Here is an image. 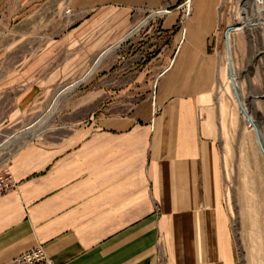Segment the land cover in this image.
<instances>
[{
    "label": "crops",
    "instance_id": "crops-1",
    "mask_svg": "<svg viewBox=\"0 0 264 264\" xmlns=\"http://www.w3.org/2000/svg\"><path fill=\"white\" fill-rule=\"evenodd\" d=\"M163 2L180 0H70L65 15L62 0H0V34L18 56L0 71V132L54 87L98 82L87 75L93 61L134 36L142 8ZM192 6L184 33L105 69L112 80L86 126L40 131L0 164L15 183L0 197V264L38 245L51 264L239 263L213 125L229 23L219 0Z\"/></svg>",
    "mask_w": 264,
    "mask_h": 264
},
{
    "label": "rangeland",
    "instance_id": "rangeland-1",
    "mask_svg": "<svg viewBox=\"0 0 264 264\" xmlns=\"http://www.w3.org/2000/svg\"><path fill=\"white\" fill-rule=\"evenodd\" d=\"M260 1L219 0L218 10L224 23H229L228 27H234V25L237 27L236 31H231L228 40L231 70L242 106L256 124L264 144V3ZM62 2L64 15L69 14L70 0H62ZM187 2L188 0H180L175 6L163 2L162 6L157 8H142L139 22H136L129 32L144 20L152 18L133 37L123 42L103 59L93 74L98 82L90 87L93 82V77H90L88 82H83L71 93L62 96L54 113L47 117L59 91L80 80L75 79L76 82L73 81L72 84L65 83L54 87L45 98H42V103L34 109L29 119L21 121L3 133L0 132V145L3 146H0V164L6 162L20 145L39 140L40 131L44 138V135L54 134L53 131L58 128L86 126L88 115L102 109L104 89L109 87L112 80L109 76L105 79L102 77L105 69L119 62L128 63L131 48L139 49L137 59H143L146 53H149L152 38L157 39L159 47L162 48L172 34L168 32L177 30L184 33L185 24L193 12L192 0ZM50 10L54 9L50 8ZM173 13L177 15L174 26L176 29L173 27L169 31H164L162 22ZM244 22L257 25L242 28ZM225 30L224 24L219 33L220 78L214 89L215 103L213 105V125L222 167L224 206L233 210L232 224L236 231L238 264H264V157L253 128L247 124L245 117L239 111L236 97L228 81ZM6 37V33L0 34V71L5 69L8 59L18 58L17 53H13V45L17 41L13 40L12 36L11 39ZM105 53L106 51L103 52ZM39 119L44 121V125L37 133L38 135L32 138L27 133L16 142L7 143L19 132L29 131L26 128ZM33 128L34 126L31 127ZM6 137H8L7 140Z\"/></svg>",
    "mask_w": 264,
    "mask_h": 264
},
{
    "label": "bare ground",
    "instance_id": "bare-ground-1",
    "mask_svg": "<svg viewBox=\"0 0 264 264\" xmlns=\"http://www.w3.org/2000/svg\"><path fill=\"white\" fill-rule=\"evenodd\" d=\"M263 3H264V0H261ZM261 1H260V3H261ZM161 13H163V11L161 12ZM161 13H159V14H161ZM148 19H146V20H144L142 23H141V25H139V26H137L135 29H133L132 31H131V33L129 34V36H133V35H135L138 31H139V29L142 27V25L147 21ZM264 24V23H263ZM255 25H257V24H252V23H242V28H244V27H251V26H255ZM233 27V26H232ZM256 27V26H255ZM237 30V27L234 25V27H233V29L231 30V31H236ZM238 30H240V29H238ZM231 31H229L228 33H227V45H226V51H227V72H228V81L230 82V85H231V87H232V85L234 86V89H233V87H232V89H233V93H234V95H235V97H236V95L239 97V100H240V102H241V99H240V96H239V92H238V90H237V88H236V85H235V83H234V76H233V73H232V70H231V60H230V45H229V35H230V33H231ZM120 46V43H118V44H116V45H114L113 47H111L105 54H101V55H99L97 58H96V60H95V63H93L94 65L92 66V68L88 71V74L87 75H91L92 73H94V71H95V69L100 65V63L103 61V59L109 54V53H111L112 51H114L115 49H117L118 47ZM229 68H230V74H229ZM83 81V80H82ZM82 81H78V82H76V83H74V84H72V85H69V86H67V87H65V88H63L61 91H59V93H58V95L54 98V100H53V103H52V106H51V108H50V110H49V112H48V114H47V117H49V116H51L53 113H54V110H55V107H56V105H57V103H58V101L60 100V98L62 97V96H64V95H67V94H69V93H71L74 89H76L77 87H78V85L82 82ZM236 101H237V98H236ZM238 103V102H237ZM241 105H242V103H241ZM243 107V106H242ZM239 108V107H238ZM245 110V109H244ZM240 111V110H239ZM244 117H245V115L242 113V112H240ZM46 118V117H45ZM47 119V118H46ZM246 119V118H245ZM251 119V118H250ZM251 121H253L252 119H251ZM253 123H254V121H253ZM248 124V123H247ZM44 125V121H42V120H38L37 122H35L34 123V128L33 129H31V128H29V131L27 130L26 132H19L18 134H16V137L14 136V137H12V140H8V142L7 143H11V142H16L18 139L20 140V138H21V136H24L25 134H27V133H29V135L33 138L41 129H42V126ZM254 125L256 126V124L254 123ZM256 128H257V126H256ZM258 129V128H257ZM32 131V132H31ZM259 131V130H258ZM22 138H24V137H22ZM260 139H261V142H262V147H263V149H264V144H263V141H262V138H261V135H260ZM1 147H3L2 145H1ZM5 147V146H4Z\"/></svg>",
    "mask_w": 264,
    "mask_h": 264
},
{
    "label": "built area",
    "instance_id": "built-area-1",
    "mask_svg": "<svg viewBox=\"0 0 264 264\" xmlns=\"http://www.w3.org/2000/svg\"><path fill=\"white\" fill-rule=\"evenodd\" d=\"M14 184L13 177L8 171H0V197L9 192ZM12 264H51V262L46 257L43 247L38 245L17 256Z\"/></svg>",
    "mask_w": 264,
    "mask_h": 264
},
{
    "label": "water",
    "instance_id": "water-1",
    "mask_svg": "<svg viewBox=\"0 0 264 264\" xmlns=\"http://www.w3.org/2000/svg\"><path fill=\"white\" fill-rule=\"evenodd\" d=\"M233 29L232 26L228 27L226 30H225V44L227 43V33L229 31H231ZM230 68H229V74H230ZM233 89H234V86L232 85ZM236 98H237V102H238V107H239V110L240 112H242L244 115H245V118H246V122L248 123V125L250 127L253 128L254 130V133H255V137H256V140H257V143H258V146L260 148V151L262 152L263 154V157H264V149L262 147V142H261V139H260V132L258 131V129L256 128V126L254 125L253 121H251L250 117L248 116L247 112L244 110V108L242 107L241 105V102L239 100V97L236 95Z\"/></svg>",
    "mask_w": 264,
    "mask_h": 264
}]
</instances>
